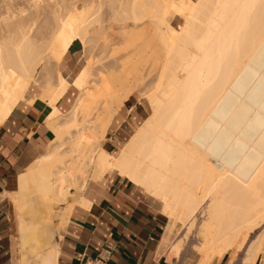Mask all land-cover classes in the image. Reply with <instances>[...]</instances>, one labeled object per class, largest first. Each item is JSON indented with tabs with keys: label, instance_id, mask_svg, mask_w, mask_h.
Here are the masks:
<instances>
[{
	"label": "bare ground",
	"instance_id": "1",
	"mask_svg": "<svg viewBox=\"0 0 264 264\" xmlns=\"http://www.w3.org/2000/svg\"><path fill=\"white\" fill-rule=\"evenodd\" d=\"M23 1H0V126L38 97L53 109L46 122L55 137L13 193L21 236L14 264H30V255L57 264L54 219L63 224L75 205L90 207L84 195L68 201L111 173L160 204L170 243L201 211V264L227 252L235 264L264 223V0H52V24L35 36L46 10L28 12ZM76 41L85 64L69 81L59 64ZM97 47L123 55L98 69ZM155 72L143 95L148 117L111 153L100 142L114 104ZM70 87L78 93L63 112L57 103ZM184 237L171 243L175 253ZM252 241L243 264L264 260V230Z\"/></svg>",
	"mask_w": 264,
	"mask_h": 264
},
{
	"label": "crops",
	"instance_id": "2",
	"mask_svg": "<svg viewBox=\"0 0 264 264\" xmlns=\"http://www.w3.org/2000/svg\"><path fill=\"white\" fill-rule=\"evenodd\" d=\"M82 61V47L75 42L59 69L72 81ZM77 93L70 87L57 103L61 111L69 110ZM30 94L37 95L38 90L32 87ZM52 110L36 97L33 103L20 102L0 126V264H14L20 248L11 194L19 190L25 170L47 151L55 137L46 122ZM148 115L146 107L125 103L111 126L117 135H129ZM84 196L92 201L90 207L75 205L63 224L54 219L57 264H97L102 258V264H199L200 254L189 245L184 244L178 253L173 251L166 240L169 217L155 199L129 179L108 174L99 183H91ZM229 257L228 252L221 258L214 256L208 264H229ZM39 260L42 262L35 263L44 264Z\"/></svg>",
	"mask_w": 264,
	"mask_h": 264
},
{
	"label": "rangeland",
	"instance_id": "3",
	"mask_svg": "<svg viewBox=\"0 0 264 264\" xmlns=\"http://www.w3.org/2000/svg\"><path fill=\"white\" fill-rule=\"evenodd\" d=\"M1 1V0H0ZM68 1V3H70V2H72L73 0H67ZM33 2V3H32ZM36 3V4H35ZM40 3V4H39ZM52 3H54L52 0H38V1H36V0H25V1H23V5H22V8H27L26 9V11H37L36 10V6L35 5H39L40 6V8H41V10L43 9V11L44 10H46L45 11V14H43L44 15V17H43V15L36 21V22H34L35 24H33V26H34V28H33V30L34 31H36V32H33L32 31V35L33 36H35L37 33H41L42 32V34L46 31V30H48V28L50 27V24H52L51 23V21H49L50 20V18L49 17H47L48 16V12L49 11H51V6L53 5ZM43 5V6H42ZM24 6V7H23ZM42 6V7H41ZM45 7V8H44ZM39 9V8H38ZM2 11H4V4H3V2H0V12H2ZM28 11V12H29ZM47 13V14H46ZM26 14H27V12H26ZM45 15H47L46 16V18H45ZM49 15H50V13H49ZM181 18H184L183 16H181ZM41 20V21H40ZM43 20V21H42ZM171 22L172 23H174V24H176L178 27H180L181 26V24L183 23V20L182 19H180V18H178V16H177V18L174 16L172 19H171ZM176 22V23H175ZM33 23V22H32ZM37 29V30H36ZM47 32V31H46ZM45 32V33H46ZM39 33V34H40ZM76 43H79L80 45H81V47H82V54H83V61H82V64L81 65H83V64H85V58H84V47H83V45L79 42V41H76ZM98 48V49H97ZM96 48V50H94L93 52H92V54L94 55V56H96V58H97V55H98V62H99V67L101 66H103L104 64V66H103V68L102 69H107L108 67H109V62H110V65H112V63H114V61H115V63H117V59H119L120 57H122V55H119V54H117L116 56H112L110 53H109V51L107 50V52L106 51H102V49L100 48V47H97ZM97 50H98V52H97ZM101 50V51H100ZM104 52H105V54H104ZM96 53V54H95ZM107 53V54H106ZM104 54V55H103ZM101 56V57H100ZM106 56V57H105ZM103 57H105V58H103ZM114 57V59H112ZM119 57V58H118ZM116 58V59H115ZM104 59V60H103ZM110 60H112V61H110ZM114 60V61H113ZM106 61V62H105ZM104 62V63H103ZM103 63V64H102ZM106 63H108V65L106 64ZM105 66H108V67H105ZM101 67L100 68H98V69H101ZM142 74H145V71L144 72H142ZM154 74V75H153ZM153 74H151V76H146L145 78H144V81H143V83L141 84V85H139V86H136V88H134L133 89V93L132 94H134V95H132L131 96V98L129 99V100H125V102H124V104L123 105H121V106H118V104L116 103V104H114V109H116V114L123 108V106L125 105V103H126V105L127 106H132V105H137V106H144V107H146L147 108V110L149 111V107H148V105H147V102H146V97H144V96H146V94L148 93V91H149V89H151L150 87H152L154 84H153V80L155 79V75H156V72L155 73H153ZM148 78V79H147ZM146 79V80H145ZM149 83H150V85H149ZM144 85H146V86H144ZM142 86V87H141ZM147 90V91H146ZM146 91V92H145ZM140 93V94H139ZM145 93V94H144ZM144 95V96H143ZM141 96H143V97H141ZM118 106V107H117ZM65 111H67V110H65ZM115 114V115H116ZM148 117V116H147ZM146 117V118H147ZM145 120V119H144ZM143 122V121H142ZM141 122V123H142ZM140 124V123H139ZM112 125V124H111ZM113 126H110L109 127V129L107 130V132L105 133V135H104V139H102V141L100 142V145L103 147V148H106L107 150H109L111 153H113V154H116L117 153V150H118V148H120L121 146H122V144L127 140V137L129 136V135H131L134 131H131L130 133H129V135H117V133H114V131H113ZM111 174H113V173H111ZM113 176H115V175H113ZM112 176V177H113ZM99 182H100V180H98ZM98 181H94V180H91V179H89V182H88V184H87V186H86V188H88L89 186H90V184L91 183H99ZM86 188H85V190L84 191H77V195L75 196V197H73V198H70L69 199V201L68 202H73V201H75V200H77V199H79V195L82 193V195H85V191H86ZM13 193L11 194V199H12V201H13ZM14 204V203H13ZM67 204H69V203H66L65 205H63V206H61V207H65ZM206 206V205H205ZM203 208L204 207H202L200 210H203ZM14 210H15V213H16V209H15V206H14ZM198 214H200L201 216H199ZM203 214V213H202ZM202 214H201V211H198V213H197V218H196V221H195V224H194V226H193V229H188V226H187V228L186 227H177L176 228V233L174 234V235H176V236H174L173 235V238H172V240H173V242H171V243H174V242H176L177 240H178V238H180V239H183V237L185 236V235H187V236H185L184 237V244H186V245H189L191 248H193L195 251H197L199 254H200V260H199V264H201L202 263V259H203V257H204V253H202V252H200L199 251V249H200V244H202V240H201V237H200V235H199V226H200V222H202L203 220H204V216H202ZM17 213L16 214H14V220H15V224L17 225ZM198 219V220H197ZM55 223H56V221H55ZM197 224V225H196ZM264 223H262V225H260L261 227H258L257 228V231L255 230V234L254 233H252V235H250V237H248V243H247V247L240 253V255L237 257V260H236V262H235V264H243V262L242 261H244L243 259L245 258L244 256H246L247 255V252H248V250H247V248L249 249V245H250V243L251 242H253L252 240H254L255 238H257V236L258 235H260L262 232H263V230H264V225H263ZM17 227V226H16ZM53 228H54V226H53ZM55 229V228H54ZM188 230V231H187ZM191 231H192V233H191ZM186 232H188V233H186ZM182 234V235H181ZM183 234H185V235H183ZM182 237V238H181ZM187 237V238H186ZM175 238H176V240H175ZM45 258H46V255L45 256H42V257H40L39 259H43V261L45 260ZM39 259H37L34 255H30V259H29V261H30V264H38V263H40V262H42V260H39ZM38 260V261H37ZM32 262V263H31ZM35 262H38V263H35ZM256 264H264V260H262V258H259L258 260H257V263Z\"/></svg>",
	"mask_w": 264,
	"mask_h": 264
},
{
	"label": "built area",
	"instance_id": "4",
	"mask_svg": "<svg viewBox=\"0 0 264 264\" xmlns=\"http://www.w3.org/2000/svg\"><path fill=\"white\" fill-rule=\"evenodd\" d=\"M105 259H101L97 264H102V261H104Z\"/></svg>",
	"mask_w": 264,
	"mask_h": 264
},
{
	"label": "trees",
	"instance_id": "5",
	"mask_svg": "<svg viewBox=\"0 0 264 264\" xmlns=\"http://www.w3.org/2000/svg\"><path fill=\"white\" fill-rule=\"evenodd\" d=\"M83 65H84V64H83ZM83 65H81V67H82Z\"/></svg>",
	"mask_w": 264,
	"mask_h": 264
}]
</instances>
